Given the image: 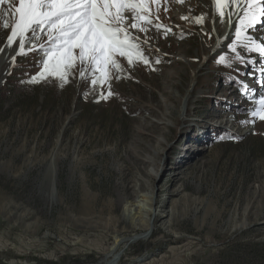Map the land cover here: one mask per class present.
<instances>
[{"label":"rangeland","instance_id":"1","mask_svg":"<svg viewBox=\"0 0 264 264\" xmlns=\"http://www.w3.org/2000/svg\"><path fill=\"white\" fill-rule=\"evenodd\" d=\"M204 1L146 0L153 24L129 31L149 63L117 56L107 99L79 63L63 85L33 83L44 36L0 73V264H264V120L252 116L264 56L235 33L217 49ZM9 34L0 28V50ZM195 70L186 126L177 112L166 125ZM134 204L155 224L144 240Z\"/></svg>","mask_w":264,"mask_h":264},{"label":"snow or ice","instance_id":"2","mask_svg":"<svg viewBox=\"0 0 264 264\" xmlns=\"http://www.w3.org/2000/svg\"><path fill=\"white\" fill-rule=\"evenodd\" d=\"M154 2L158 10L159 0ZM212 3L221 20L227 16L231 22L233 16L239 17L240 27L235 30L237 41L243 39L245 47L251 45L249 51L264 56V45L245 35V30L264 23V0H212ZM151 16L146 0H0V28L10 29L7 37L10 47L19 41L18 55H27L26 43L35 50V42L42 36L51 45L44 49L43 71L33 83L51 76L63 85L79 63L81 78L90 79L94 88L107 84L108 91L106 95L101 93L102 99L113 95L110 90L112 72L123 71L117 56L126 58L129 65L136 61L149 63L139 37L133 36L129 29L146 33L148 28L141 22L152 25ZM204 19L201 16L195 22L202 24ZM155 26L164 28L162 24ZM231 51L236 52L235 44ZM236 58L240 59L239 53ZM220 63H226V58H221ZM244 88L247 91V85ZM257 103L259 107L252 116L264 120V99Z\"/></svg>","mask_w":264,"mask_h":264},{"label":"bare ground","instance_id":"3","mask_svg":"<svg viewBox=\"0 0 264 264\" xmlns=\"http://www.w3.org/2000/svg\"><path fill=\"white\" fill-rule=\"evenodd\" d=\"M202 7L205 10V12L210 15V17H211V19L213 21L211 30H213V31L216 30L217 32L218 31L220 32V29H222L223 25L226 24L225 25V29H223V31H221L220 33L218 32L217 35H216V39H215L216 40V46H217V49H219V48H221V46L226 44L232 37H234L233 33H235V30L239 29V27H240V25L238 24V20H237V19H239V17L237 19H234V16H233L231 22H229L227 16H225L224 19L221 20V17L217 14V12L215 10V7H214V5L212 3V0H205ZM225 18H226L227 22H226ZM261 39H264V37L261 38ZM240 41L245 42L243 39H241ZM18 44H19L18 40L11 47L8 45L7 40H6L5 44H3L2 49L0 50V73L4 72L6 74V73H9L13 69V66H14L17 58L20 57V55L17 54L18 51H19ZM191 75H192V79H191L192 90L189 91V94L187 96L184 95L182 97L179 96V94H177V95L172 97L173 100L176 103H182L183 102V104H184L183 107L180 108L179 111H176L172 107H169L168 105H166V107H165L166 111L164 110L165 112H163V114H162V116H163L162 119L163 120L169 121V119H172L173 118L172 116L174 114H176V112H177L178 115L182 116V119H183V123H180V126L181 127L186 126L188 121H186L185 116H188V105L193 100V96L194 95L192 96L191 93L193 92V89H194L193 86H194L195 82L197 81V71L196 70L193 71V74H191ZM263 76H264V73H262L259 78H263ZM172 124H174V123L170 122V124L167 123L166 125L171 126ZM178 170H179V168L176 169V171H178ZM176 179H178L177 176H176ZM134 206H136V208H137V209H132L131 210V214L134 213L133 214L134 219H135V217H137L136 221H138V222H142L143 221L142 222V224H143L142 226L147 227L145 232L140 234V235H138L136 239L137 240L147 239L151 235V231L155 229V224H154V226H152L151 224H147V221L144 219L143 216H141L142 213L137 212V210H140L141 206H139L137 204H134ZM135 210H136V212H135ZM162 212H163V210H162ZM151 213H153V211L149 212L150 215H151ZM167 214L168 213H164L163 214V213L160 212V213H156L154 215H155V219H159L160 224L162 226H165L166 228L169 229L172 226V223L170 221L163 220V217H166ZM146 225H148V226H146ZM119 260L120 259H118L116 257H109L102 264H118Z\"/></svg>","mask_w":264,"mask_h":264},{"label":"trees","instance_id":"4","mask_svg":"<svg viewBox=\"0 0 264 264\" xmlns=\"http://www.w3.org/2000/svg\"><path fill=\"white\" fill-rule=\"evenodd\" d=\"M159 234H161V233H159ZM165 250H166V248H165ZM39 260H41V259H39ZM35 262H36V264H56L55 262H49V261H43V260H41V261L35 260Z\"/></svg>","mask_w":264,"mask_h":264}]
</instances>
